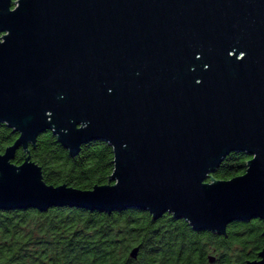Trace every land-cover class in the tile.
<instances>
[{
	"label": "water",
	"instance_id": "water-1",
	"mask_svg": "<svg viewBox=\"0 0 264 264\" xmlns=\"http://www.w3.org/2000/svg\"><path fill=\"white\" fill-rule=\"evenodd\" d=\"M0 36V129L18 134L0 211L134 209L219 236L264 220V0H0ZM49 132L72 157L108 143L110 183L56 187L14 163ZM233 153L245 174L213 178Z\"/></svg>",
	"mask_w": 264,
	"mask_h": 264
},
{
	"label": "trees",
	"instance_id": "trees-1",
	"mask_svg": "<svg viewBox=\"0 0 264 264\" xmlns=\"http://www.w3.org/2000/svg\"><path fill=\"white\" fill-rule=\"evenodd\" d=\"M1 38V36H0ZM18 134L2 126L0 150L15 143ZM30 156L48 185H68L88 191L110 183L115 169L113 148L94 141L79 155L70 152L49 132L36 145L17 153L16 165ZM250 157L233 153L213 174L230 180L245 174ZM264 220L235 222L227 235L196 232L186 222L166 214L154 220L134 209L101 213L74 208L48 211H0V264H246L264 249ZM139 247L137 259L130 253Z\"/></svg>",
	"mask_w": 264,
	"mask_h": 264
},
{
	"label": "flooded vegetation",
	"instance_id": "flooded-vegetation-1",
	"mask_svg": "<svg viewBox=\"0 0 264 264\" xmlns=\"http://www.w3.org/2000/svg\"><path fill=\"white\" fill-rule=\"evenodd\" d=\"M258 260H259V256H258V259H257L256 261H258ZM249 262H254V261H249ZM247 263H248V262H247ZM247 263H246V264H247ZM209 264H210V260H209Z\"/></svg>",
	"mask_w": 264,
	"mask_h": 264
},
{
	"label": "rangeland",
	"instance_id": "rangeland-1",
	"mask_svg": "<svg viewBox=\"0 0 264 264\" xmlns=\"http://www.w3.org/2000/svg\"><path fill=\"white\" fill-rule=\"evenodd\" d=\"M1 39V38H0Z\"/></svg>",
	"mask_w": 264,
	"mask_h": 264
}]
</instances>
